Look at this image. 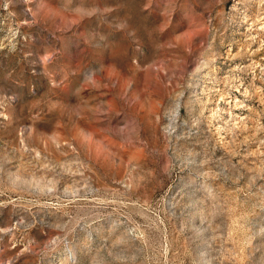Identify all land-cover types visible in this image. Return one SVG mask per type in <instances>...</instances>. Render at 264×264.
<instances>
[{
  "label": "rangeland",
  "instance_id": "rangeland-1",
  "mask_svg": "<svg viewBox=\"0 0 264 264\" xmlns=\"http://www.w3.org/2000/svg\"><path fill=\"white\" fill-rule=\"evenodd\" d=\"M0 264H264V0H0Z\"/></svg>",
  "mask_w": 264,
  "mask_h": 264
},
{
  "label": "bare ground",
  "instance_id": "bare-ground-1",
  "mask_svg": "<svg viewBox=\"0 0 264 264\" xmlns=\"http://www.w3.org/2000/svg\"><path fill=\"white\" fill-rule=\"evenodd\" d=\"M246 89V88H245ZM224 90V89H223ZM216 91V90H215ZM228 105V104H227ZM233 110V109H232ZM229 113V112H228ZM231 113V112H230ZM237 119V118H236ZM240 119V118H239Z\"/></svg>",
  "mask_w": 264,
  "mask_h": 264
}]
</instances>
